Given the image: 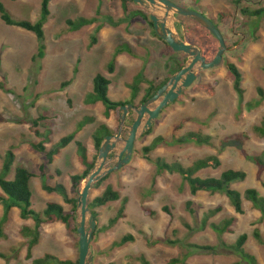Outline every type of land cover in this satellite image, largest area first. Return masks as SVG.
I'll return each instance as SVG.
<instances>
[{
    "label": "rangeland",
    "instance_id": "1",
    "mask_svg": "<svg viewBox=\"0 0 264 264\" xmlns=\"http://www.w3.org/2000/svg\"><path fill=\"white\" fill-rule=\"evenodd\" d=\"M0 1L15 19L35 22L39 18L41 0ZM170 1L195 10L214 24L219 23L220 14L225 15L226 24L220 30L228 50L216 68L198 69L196 81L160 112L149 129L150 134L137 138L130 162L107 175L108 179L100 187L91 189L89 200L100 196L108 185L120 194L118 201L96 209L100 226L115 216L122 198L128 199L125 218L113 228L95 234L91 243V251L97 254L95 264H142L140 257H145L151 264H167L171 260H177L174 264H245L239 256L219 248L222 242L233 244L241 234L248 236L244 250L253 255L258 264H264V245L253 237L257 229L264 240V221L244 197V213L238 215L223 194L199 192L192 195L178 175L158 173L155 166L141 156L143 147L162 137L166 144L154 150L151 159L159 157L187 167L199 159L216 155L222 163L220 168L202 170L197 176L218 178L225 170L244 171L245 180L234 182L230 187L242 196L248 188H254L264 196V171L260 172L246 158V155H257L264 150V136L254 131V127H260L264 120V99L258 93V89L264 93V19L258 31L253 33L250 24L254 19L240 11L246 7L264 8V0H244L240 5L235 4L236 0ZM98 9L101 16H110L114 21L126 16L120 0H52L51 14L44 25L45 57L39 62L33 61L37 53L35 36L6 26L0 20V84L4 87L3 90L0 88V168L5 153L12 147L15 162L7 180L12 179L15 166H23L35 174L31 192L32 208L36 212L42 211L47 203H58L65 212L69 211L62 194H48L42 189L44 179L39 176V166L43 155L30 147L31 143L38 142L30 127L38 117V110L46 112V122L52 132L47 148L74 132L83 117H93L94 123L79 131L75 139L84 144L89 159H92L97 155L92 139L96 128L106 125L116 134L120 122L119 111H110L107 115L101 103L85 104L86 95L92 91L93 78L101 74L111 81L108 88L111 101H128L134 91V87L129 86L136 82L134 77L138 73L156 85L169 77L174 59L182 63L185 57L170 51L141 17L129 19L117 27L104 24L96 34L94 45L90 44V39L95 35L98 23L76 32L68 31L67 19L91 18ZM132 11L150 15L149 10L134 2L128 4V12ZM176 22L180 23V31L174 27ZM168 25L187 43L198 47L208 60L215 56L218 41L193 20L177 16L168 20ZM124 46L130 49V53L116 54ZM112 60L114 69L109 73L107 67ZM227 63H233L242 73V99L233 90V77L226 69ZM66 82L68 85L62 88ZM147 85L144 81L139 86L140 92L134 100L136 105H140ZM129 117L135 118L136 115L129 111L127 119ZM190 132L210 136L212 145L174 143ZM127 135L128 129H125L122 137L127 138ZM236 135L246 136L242 144L236 138L226 140ZM123 146L124 143H120L111 153L105 168L115 165ZM56 158L55 167L48 170L53 179H48L47 184L53 187L62 185L70 198V176L83 170L75 144H69ZM55 170L60 171V175L55 174ZM187 202L191 203L189 207ZM164 207L169 209L170 215L163 211ZM215 208H220V212L210 218L207 225L234 217L236 221L231 233L218 235L209 226L202 228L203 215ZM2 215L0 204V221ZM23 226L32 227L33 221L20 218V207L12 208L2 225L6 237L0 239V254L8 259L0 258V264H27L31 261L26 259L29 239L21 234ZM128 234L134 237L133 242L113 247ZM77 241V233L67 231L63 224H44L32 259L50 255L75 262L78 258ZM191 244L216 246L220 254L196 251L188 247Z\"/></svg>",
    "mask_w": 264,
    "mask_h": 264
},
{
    "label": "trees",
    "instance_id": "2",
    "mask_svg": "<svg viewBox=\"0 0 264 264\" xmlns=\"http://www.w3.org/2000/svg\"><path fill=\"white\" fill-rule=\"evenodd\" d=\"M18 1V0H11ZM52 0H41L40 3V12L39 18L35 21L28 20H18L13 18L9 12L7 11L5 5L0 1V20L9 27L19 28L21 30L32 33L37 42V53L33 57L34 62H39L45 57V49L46 46L44 44L45 41V33H44V25L48 21V18L51 14L50 12V3ZM241 1L244 0H236L235 4L240 5ZM121 6L123 8L126 16L123 19L114 21L110 16H101L100 10L98 9L95 12V16L91 18L86 17H78L76 19H67L65 24L67 26L68 31L76 32L81 30L84 27L93 25L98 23L95 28V35H93L90 39V44L94 45L97 42L96 34L101 30L104 24H108L112 27H117L124 22H127L129 19L141 17L144 21H146L150 27L152 28V32L155 36L156 33L154 31L153 25L149 19V16L145 15L141 11H132L128 12V4L133 3L132 0H120ZM241 13L254 19V22L250 24L253 33H256L260 28V22L264 19V8L252 9L249 7L242 8ZM221 18L218 24H215L216 27L220 30V27L225 26V15L220 14ZM182 18V17H181ZM101 20V21H100ZM175 29L180 30V23L174 24ZM208 32V31H207ZM221 32V30H220ZM209 33V32H208ZM222 33V32H221ZM210 34V33H209ZM211 35V34H210ZM166 47L170 49V47L165 44ZM126 47V49H124ZM117 50V53H121L127 51L130 53V49L127 46H124ZM186 62V57H183V62L179 63L177 60L174 61V67L170 71V75L181 69ZM226 69L233 77V90L238 95L239 99L243 98L244 90L242 89V73L239 68L233 63H227ZM108 72L112 73L114 69V60L110 61L108 64ZM134 84L129 86V88L134 87V91L131 93L130 100L128 101H111L108 97V88L111 85V81L101 74H97L92 80V91L86 95L84 102L87 105H94L97 103H101L105 108L106 114L110 111L118 112L121 107L126 106L128 104H135L134 100L138 97L140 92L139 86L146 81L148 83L147 88L145 89L144 96L140 101V105L145 101L149 100L151 97L155 95L157 90L162 87L167 81L166 78L164 81L154 84L150 81L144 79L142 73H138L135 77ZM68 85V82L62 84V88ZM0 88L3 90L4 87L0 84ZM258 93L261 99H264L263 90L258 89ZM259 102V101H257ZM248 106H252V104H248ZM132 112V111H130ZM47 114L43 110H38V117L31 122V129L33 131L34 136L38 139L37 143H31L30 147L43 155V161L39 166V176L44 179V183L42 185V189L44 192L48 194L52 193H60L64 196V202L69 206V211L65 212L64 207L58 203H47L45 208L36 212L32 206V192H31V181L35 177V174L28 170L23 166H15L13 171V178L11 180H7L9 174L13 170L12 167L15 162V154L13 153V148L10 147L9 150L4 155V161L2 162V166L0 168V204L3 207V215L0 221V239L5 238L6 234L2 228V225L6 222L8 213L14 207H20V218L22 220H32L33 226H23L21 229V234L28 238L27 250H26V259L31 260L27 264H77V261L73 262L70 260H60L50 255H45L41 258L32 259L33 249L39 244L41 235H42V225L44 224H55L61 223L65 226L67 231L76 233L77 228V198L78 194L81 190L82 183L87 177L93 172L96 165L97 155L92 159H89L88 151L84 144L76 139L77 133L81 131L88 124L94 123L93 117H83L81 121L77 123L76 130L64 137H62L58 143L53 145L50 148L46 147L47 143H51V130L49 128V124L46 122ZM135 118H128L126 121V125L130 126L134 122ZM43 129V131H41ZM254 131L260 133L264 136V120H262L260 127H254ZM147 134H150V131ZM108 135H115V132L110 130L106 125H100L96 128L92 135V139L94 142V149L98 153L99 147L103 141V139ZM233 138L239 140L242 144L243 140L246 139L245 135H236L234 137H228L226 140L229 141ZM164 139L162 137L156 138L151 145L143 147L141 150V156L143 159L152 163L158 173H169L178 175L184 183H186L189 187V190L192 195H196L199 192H209V193H220L223 194L233 208L234 212L238 215H242L243 212V197L246 201H248L251 206L259 212L262 221H264V196L259 195L258 191L254 188H248L244 191L243 196L237 190H234L230 187V185L234 182L244 181L246 178V173L240 170H225L221 173L218 178L207 177L201 178L197 176V174L205 169H219L221 166V160L218 156L212 155L207 156L205 158L199 159L192 163L190 166H183L180 162H167L162 158L151 159L150 154L156 150L159 146L164 143ZM74 143L76 146L77 158L83 170L81 173H77L75 175L70 176V192L71 197H67L65 194V189L62 185L51 186L47 184L48 179H53L51 175L48 174L49 166H52L54 163L55 157L61 152L62 149H65L69 144ZM174 143L177 144H187L192 143L199 146H208L212 145L211 137L208 135H203L201 132H190L184 138L175 140ZM226 143V142H225ZM166 144V143H164ZM112 157V156H110ZM109 157V158H110ZM246 158L253 162L255 166L259 169V171H264V150L261 151L257 155H246ZM55 174L60 175V171L55 170ZM108 176L103 178L94 188L100 187L106 180ZM120 199V194L118 191H115L111 185H108L104 192L95 197L92 200L88 201V206L91 209L94 219L97 224V233L105 232L111 228H113L120 220L125 218V206L128 202V199L122 198L121 206L118 209L115 216L110 218L106 225L100 226L99 214L97 213V208L103 207L110 202H115ZM190 202H187V207L190 206ZM191 211L190 208H188ZM163 211L170 215V211L167 207L163 208ZM220 212V208H215L208 210L202 219L201 226L202 228L209 226L216 234L223 235L225 233L232 232V226L235 223L236 219L234 217L224 219L219 224L211 223L209 225V219L215 216ZM152 214V213H151ZM253 237L255 240L264 245V240L262 239L259 231L256 229L253 232ZM248 236L246 234H241L238 236L236 241L233 244L227 245L226 243H221V250L231 252L241 258V260L245 264H258L256 258L247 253L244 250V246L247 242ZM134 237L131 234L124 235L120 238L119 241L113 244V247H120L128 242H133ZM172 244V243H171ZM78 245V241H77ZM196 251H201L204 253H209L212 255L220 254L218 251V247L216 246H208V245H196L191 244L188 246ZM0 258L7 260V256L4 254H0ZM140 261L142 264H151L148 262L145 257H140ZM177 260H171L167 264H174Z\"/></svg>",
    "mask_w": 264,
    "mask_h": 264
},
{
    "label": "water",
    "instance_id": "3",
    "mask_svg": "<svg viewBox=\"0 0 264 264\" xmlns=\"http://www.w3.org/2000/svg\"><path fill=\"white\" fill-rule=\"evenodd\" d=\"M132 1L150 11L149 19L157 37L167 44L172 51L184 55L186 57V65L171 75L169 80L157 90L155 95L139 107H135L132 104L121 107L119 110L120 122L116 135H108L103 139L97 153L95 169L83 181L77 198L76 213L77 216L79 215L76 228L78 235L77 264H93L90 244L97 229V224L88 206L91 189L107 175L117 172L130 162L137 138L147 133L160 112L176 101L182 92L196 81L198 69L216 68L223 62L224 53L228 50L223 35L216 25L208 17L195 10L181 7L170 0ZM176 16L193 20L218 41V49L211 61H206L205 56L198 47L187 43L183 37H179L172 31L168 25V20L175 19ZM152 105H155V107L151 108ZM129 111H133L136 117L132 125L127 126L126 120ZM125 129H128L127 138L122 137ZM120 143H124V146L116 156L115 165L105 168L109 162V156L117 150Z\"/></svg>",
    "mask_w": 264,
    "mask_h": 264
},
{
    "label": "flooded vegetation",
    "instance_id": "4",
    "mask_svg": "<svg viewBox=\"0 0 264 264\" xmlns=\"http://www.w3.org/2000/svg\"><path fill=\"white\" fill-rule=\"evenodd\" d=\"M179 6H181V5H179ZM176 17H177V16H176ZM176 23H179V22H176ZM174 24H175V23H174ZM179 31H180V30H179ZM223 38H224V37H223ZM224 40H225V39H224ZM173 52H174V51H173ZM202 53H203V52H202ZM181 55H182V54H181ZM183 56H184V55H183ZM205 58H206V57H205ZM174 61H176V59H174V60L172 61V63H173L172 66H173V67H174ZM206 61H211V60H208V59L206 58ZM185 65H186V62H185V64H184V66H185ZM184 66H183V67H184ZM173 67H171L170 71L172 70ZM183 67H182V68H183ZM182 68H181V69H182ZM179 70H180V69H179ZM179 70H178V71H179ZM176 72H177V71H176ZM176 72H175V73H176ZM170 74H171V73L169 72L168 80H169V78H170V76H171ZM173 74H174V73H173ZM173 74H172V75H173ZM197 76H198V74H197ZM145 102H146V101H145ZM174 102H175V101H174ZM132 105H133V104H132ZM133 106H135V107H139L140 105H136V104H134ZM127 126H128V125H127ZM96 230H97V229H96ZM96 233H97V232L95 231L94 234H93V237H92L91 243H92V241H93V238H94V240H95V234H96ZM91 247H92V246H91V244H90V249H91ZM91 253H92V255H93V264H95L96 259L94 258V256H95L96 253L93 252V250L91 251ZM96 255H97V254H96Z\"/></svg>",
    "mask_w": 264,
    "mask_h": 264
},
{
    "label": "crops",
    "instance_id": "5",
    "mask_svg": "<svg viewBox=\"0 0 264 264\" xmlns=\"http://www.w3.org/2000/svg\"><path fill=\"white\" fill-rule=\"evenodd\" d=\"M62 150H63V149H62ZM62 150H61V152H60L58 155H61V154H62ZM58 155H57V156H58ZM57 156H56V157H57ZM56 157H55V159H54V163H53V165H52V166H49V168H54V167H55V165H56V163H57V161H58V159H57ZM42 158H43V157H42ZM42 161H43V160H42ZM41 163H42V162H41ZM48 173H49V171H48ZM49 175H50V174H49ZM12 178H13V177H12ZM26 221H27V220H26ZM118 223H119V222H118ZM118 223H117V224H118ZM117 224H116V225H117ZM116 225H115V226H116ZM32 253H33V252H32Z\"/></svg>",
    "mask_w": 264,
    "mask_h": 264
},
{
    "label": "clouds",
    "instance_id": "6",
    "mask_svg": "<svg viewBox=\"0 0 264 264\" xmlns=\"http://www.w3.org/2000/svg\"><path fill=\"white\" fill-rule=\"evenodd\" d=\"M127 116H128V115H127ZM115 135H116V134H115ZM110 156H111V155H110ZM110 156H109V157H110ZM95 231H96V230H95Z\"/></svg>",
    "mask_w": 264,
    "mask_h": 264
}]
</instances>
